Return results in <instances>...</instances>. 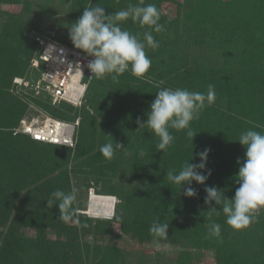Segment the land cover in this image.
<instances>
[{"label":"trees","instance_id":"obj_1","mask_svg":"<svg viewBox=\"0 0 264 264\" xmlns=\"http://www.w3.org/2000/svg\"><path fill=\"white\" fill-rule=\"evenodd\" d=\"M54 2L0 0V264H149L132 263L118 242L128 236L154 244L149 228L157 218L169 224L160 245L178 249L174 264H199L207 252L216 264H264V209L249 228L235 231L222 213L209 217L204 203L207 187L234 197L237 161L245 152L239 136L247 130L264 134V0H62L67 21L56 30L41 23L56 16ZM96 4L106 15L129 4H155L159 10L164 31L153 32L158 49H145L151 67L144 76L129 69L115 81L110 75L94 77L81 108L65 101L53 105L49 96H35L31 86L20 90L16 78L31 83L38 76L31 68L36 37L49 35L74 47L71 25ZM168 5L176 9L174 17L166 12ZM121 27L141 40L149 30L131 18ZM209 85L216 99L191 122L193 140L187 130L169 129L174 142L159 152L158 137L137 124L138 118L146 121L156 93L162 88L206 93ZM31 106L36 115L63 122L80 118L75 152L14 135ZM110 142L131 155L121 150L105 158L100 149ZM205 149L210 152L202 174L211 175L204 185L193 181L197 195L186 197L166 173L199 164ZM73 189L75 217L60 221L58 207H47V200L56 190ZM91 189L117 199L111 219L83 213ZM212 222L221 225L222 242L206 238Z\"/></svg>","mask_w":264,"mask_h":264},{"label":"clouds","instance_id":"obj_2","mask_svg":"<svg viewBox=\"0 0 264 264\" xmlns=\"http://www.w3.org/2000/svg\"><path fill=\"white\" fill-rule=\"evenodd\" d=\"M129 18L133 22H138L141 28L147 26L149 29L143 33V40L121 27V24ZM160 19L161 14L155 4L145 6L129 4L126 9L109 15L105 14L104 7L96 4L84 8L82 16L71 25L69 38L76 49L93 58L88 68L96 79L110 75L115 81L129 69L133 76L142 77L151 67V60L145 51L146 47L158 49L160 46L153 36V32L164 31ZM215 99L213 85H209L206 93L181 88H162L150 104L146 121L141 122L138 118L137 124L139 129L145 125L151 129L158 137L156 145L158 151L165 153L175 139L169 129L187 130V135L193 140L196 134L191 130V122L198 119L201 112L212 105ZM238 143L245 152L243 161H237L239 170L236 182L239 186L235 190L234 197L228 199L216 187H207L204 201L205 205L209 206L206 212L209 217L222 213L226 218V224L235 231L249 228L255 222L257 214L264 209V134L247 130L240 134ZM121 150L124 155H131L127 148L116 142L106 143L100 149L102 155L109 160ZM209 152L210 149H205L199 153L201 161L199 164L188 162L179 173H175L172 169L167 171V180L179 185L186 197L192 198L197 195L191 187L193 181L204 185L211 175L210 171L207 175L202 174L206 168ZM139 154L143 157L144 150L140 149ZM76 199V189L67 193L56 190L47 200V207H58L59 220L69 222L73 220L77 211L73 207ZM213 202L215 207H212ZM87 211L85 213L90 216ZM168 228L169 224L159 222L158 218L151 224L149 233L153 236V243L157 247L160 246L161 239L168 237ZM221 230L219 223H210L206 238H217L222 242Z\"/></svg>","mask_w":264,"mask_h":264},{"label":"built area","instance_id":"obj_3","mask_svg":"<svg viewBox=\"0 0 264 264\" xmlns=\"http://www.w3.org/2000/svg\"><path fill=\"white\" fill-rule=\"evenodd\" d=\"M39 49L31 61L38 76L29 83L26 78H16L14 83L22 90L31 86L35 96H49L53 105L65 101L76 108L85 102L88 87L94 76L88 68L92 57L62 41L37 36ZM80 118L75 123L56 120L40 112L21 120L14 135L24 134L33 140L60 145L76 151ZM90 190V195H92Z\"/></svg>","mask_w":264,"mask_h":264},{"label":"rangeland","instance_id":"obj_4","mask_svg":"<svg viewBox=\"0 0 264 264\" xmlns=\"http://www.w3.org/2000/svg\"><path fill=\"white\" fill-rule=\"evenodd\" d=\"M61 1L62 0H56V2H54L56 8V16L49 21H45L44 19L43 22H41L45 25H50L51 27H54V30H56L57 27L61 26V28H65L66 26L65 22L67 21V15H66L67 5L62 4ZM165 10L168 13V15H170L171 17H174L176 15V9L173 6L170 5L166 6ZM13 11H15V9ZM44 36L49 37V35H44ZM36 112L37 109L34 106H31L29 115L30 114L36 115L35 114ZM95 195L97 194L95 193ZM116 203H117V199L114 205H116ZM88 209H89V203H88ZM118 245L128 253V256L132 263H137L144 259L146 261H149V264H174L178 253V249L174 246L160 245L159 247H157L155 244H140L138 241L131 239L128 236H124L123 239H121L118 242ZM199 264H216V263L213 255L207 252L204 258L199 262Z\"/></svg>","mask_w":264,"mask_h":264},{"label":"bare ground","instance_id":"obj_5","mask_svg":"<svg viewBox=\"0 0 264 264\" xmlns=\"http://www.w3.org/2000/svg\"><path fill=\"white\" fill-rule=\"evenodd\" d=\"M91 203L87 213L93 217L112 218L116 199L108 196H98L92 192Z\"/></svg>","mask_w":264,"mask_h":264},{"label":"water","instance_id":"obj_6","mask_svg":"<svg viewBox=\"0 0 264 264\" xmlns=\"http://www.w3.org/2000/svg\"><path fill=\"white\" fill-rule=\"evenodd\" d=\"M116 199V198H115ZM91 201H89V205H90ZM114 215V214H113Z\"/></svg>","mask_w":264,"mask_h":264}]
</instances>
